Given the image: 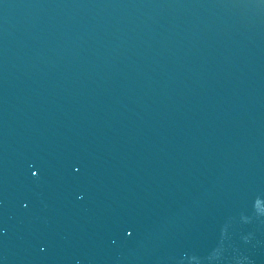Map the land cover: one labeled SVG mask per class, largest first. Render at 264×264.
Masks as SVG:
<instances>
[{"label": "water", "instance_id": "obj_1", "mask_svg": "<svg viewBox=\"0 0 264 264\" xmlns=\"http://www.w3.org/2000/svg\"><path fill=\"white\" fill-rule=\"evenodd\" d=\"M0 264H264V0H0Z\"/></svg>", "mask_w": 264, "mask_h": 264}]
</instances>
